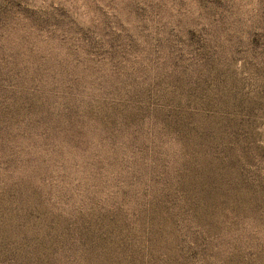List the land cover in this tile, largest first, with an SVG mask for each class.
I'll use <instances>...</instances> for the list:
<instances>
[{"label": "rangeland", "instance_id": "1", "mask_svg": "<svg viewBox=\"0 0 264 264\" xmlns=\"http://www.w3.org/2000/svg\"><path fill=\"white\" fill-rule=\"evenodd\" d=\"M0 264H264V0H0Z\"/></svg>", "mask_w": 264, "mask_h": 264}]
</instances>
